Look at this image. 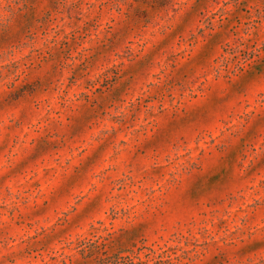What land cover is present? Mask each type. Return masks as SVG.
Returning a JSON list of instances; mask_svg holds the SVG:
<instances>
[{
  "label": "rangeland",
  "instance_id": "374dc122",
  "mask_svg": "<svg viewBox=\"0 0 264 264\" xmlns=\"http://www.w3.org/2000/svg\"><path fill=\"white\" fill-rule=\"evenodd\" d=\"M0 264H264V0H0Z\"/></svg>",
  "mask_w": 264,
  "mask_h": 264
}]
</instances>
